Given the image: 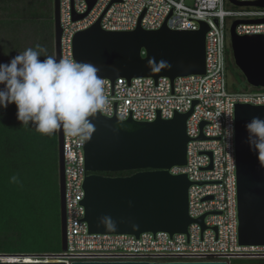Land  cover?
<instances>
[{"label": "built area", "instance_id": "1", "mask_svg": "<svg viewBox=\"0 0 264 264\" xmlns=\"http://www.w3.org/2000/svg\"><path fill=\"white\" fill-rule=\"evenodd\" d=\"M61 28L60 58L72 57V39L100 20L108 32L142 29L154 31L165 25L175 31H196L198 22L208 26L205 36V74L176 78H134L127 82L105 79L110 105L100 114L125 120L152 122L190 113L186 121V165L171 169L185 174L187 232L133 235L89 234L83 221L84 140L62 128L66 250L53 255H29V263L96 262H197L238 258H264V248L238 245L235 141L227 136L235 128L236 104L264 106V89L247 85L234 91L228 84V37L234 21L264 19V9L236 7L227 0H58ZM255 2L257 0H235ZM75 17H78L75 19ZM236 33L261 34L264 23L239 24ZM235 135V134H234ZM202 136V137H201ZM231 144V148L228 145ZM210 154V156L208 155ZM203 217V225L197 220ZM18 263H28L20 258Z\"/></svg>", "mask_w": 264, "mask_h": 264}, {"label": "water", "instance_id": "2", "mask_svg": "<svg viewBox=\"0 0 264 264\" xmlns=\"http://www.w3.org/2000/svg\"><path fill=\"white\" fill-rule=\"evenodd\" d=\"M119 0H114L118 2ZM236 7L264 9V0L238 2L227 0ZM53 3V56L60 58L61 28L59 1ZM78 17H75V19ZM264 23L234 21L229 27L228 50L234 66L246 85L264 89V37L261 34L238 35L239 24ZM196 31H175L163 25L148 31L139 25L133 31L108 32L100 20L72 39V56L78 62H89L100 69L99 75L111 82L124 79L150 78L157 81L205 74V36L208 26L198 22ZM167 61L170 68L151 70L150 60ZM228 84L231 82L228 76ZM191 112L175 114L164 120L159 116L152 122L105 117L100 113L91 118L94 132L85 135L83 182V221L89 234L133 235L165 232L169 236L187 232L193 220L188 215V189L191 182L185 174H172L187 161L186 121ZM254 116L264 118V106L236 104L235 174L237 196L238 245L264 248V167L245 142L244 125ZM57 134V173L60 213V245L66 250L62 128ZM202 137V136H201ZM210 156V154H208ZM133 172L127 176L105 174ZM110 217L115 228L101 223ZM203 225V217L197 220ZM29 255L0 254V264H65L18 263ZM13 259V261L11 258ZM70 264H228L222 261L197 262H96L75 261Z\"/></svg>", "mask_w": 264, "mask_h": 264}, {"label": "trees", "instance_id": "3", "mask_svg": "<svg viewBox=\"0 0 264 264\" xmlns=\"http://www.w3.org/2000/svg\"><path fill=\"white\" fill-rule=\"evenodd\" d=\"M52 10V0H0V35H30L29 22L47 21L50 26H37L35 35H48L43 47L53 56ZM5 43L4 52L10 49ZM11 51L15 57L23 50ZM234 76L231 89H246L242 75ZM57 160L56 131L44 135L22 125L14 104L0 109V254L61 252ZM13 176L18 183L11 182ZM229 264H264V258H238Z\"/></svg>", "mask_w": 264, "mask_h": 264}, {"label": "clouds", "instance_id": "4", "mask_svg": "<svg viewBox=\"0 0 264 264\" xmlns=\"http://www.w3.org/2000/svg\"><path fill=\"white\" fill-rule=\"evenodd\" d=\"M46 51L37 44L0 63V109L14 104L17 120L44 135L60 128L80 137L91 134L95 130L91 118L110 105L100 69L72 57L46 55ZM149 64L154 72L171 67L164 60L153 59ZM244 129L249 150L264 167V118L254 116ZM234 134L235 128H229L227 136ZM11 182L18 183V178L13 176ZM101 223L115 228L110 217H102Z\"/></svg>", "mask_w": 264, "mask_h": 264}, {"label": "rangeland", "instance_id": "5", "mask_svg": "<svg viewBox=\"0 0 264 264\" xmlns=\"http://www.w3.org/2000/svg\"><path fill=\"white\" fill-rule=\"evenodd\" d=\"M53 17V10H52V15L51 18ZM29 26L31 27V33L30 35L28 34H24V35H0V61H2V63H8L12 58H14L13 56L16 54H14V52L11 51V49H19V50H25L27 48L30 47H35V45L40 44L41 46H43L45 43H47V36L48 35H43V32L40 31L39 35H35V33L37 31H39V28H48V26H50V24L47 21L44 20H38L37 25H35V22L31 21V23H28ZM39 28H38V27ZM26 24H25V31L28 32V30H26ZM5 42L10 43L9 46V51H5L1 49V47L4 45H7ZM5 43V44H4ZM54 45V43H53ZM238 72V70L236 69V67L234 66L233 60L229 54V59H228V73H229V80L231 83L234 82L233 76Z\"/></svg>", "mask_w": 264, "mask_h": 264}, {"label": "flooded vegetation", "instance_id": "6", "mask_svg": "<svg viewBox=\"0 0 264 264\" xmlns=\"http://www.w3.org/2000/svg\"><path fill=\"white\" fill-rule=\"evenodd\" d=\"M238 74H239V72H238ZM235 78H236V76H233L234 81H235ZM132 173L133 172H118V173H111L113 175H110V176H127V175H130Z\"/></svg>", "mask_w": 264, "mask_h": 264}, {"label": "bare ground", "instance_id": "7", "mask_svg": "<svg viewBox=\"0 0 264 264\" xmlns=\"http://www.w3.org/2000/svg\"><path fill=\"white\" fill-rule=\"evenodd\" d=\"M11 259H12V260H10V261H13V259H15V258L12 257ZM24 259H26V262H28V263L30 262V261H29L30 258H29L28 256L24 257Z\"/></svg>", "mask_w": 264, "mask_h": 264}]
</instances>
